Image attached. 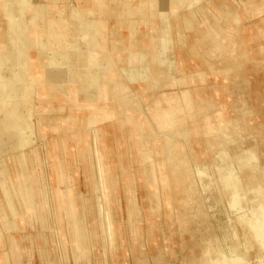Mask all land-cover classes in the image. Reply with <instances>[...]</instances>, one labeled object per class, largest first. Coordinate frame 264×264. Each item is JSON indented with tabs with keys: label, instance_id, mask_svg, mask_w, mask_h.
I'll list each match as a JSON object with an SVG mask.
<instances>
[{
	"label": "rangeland",
	"instance_id": "374dc122",
	"mask_svg": "<svg viewBox=\"0 0 264 264\" xmlns=\"http://www.w3.org/2000/svg\"><path fill=\"white\" fill-rule=\"evenodd\" d=\"M263 6L264 0H200L197 2L196 9H198V12H195V15L189 14V12H178L179 16H173L172 18H175L174 20H176V24H178L179 27L178 30L181 31L180 33L184 40L183 44L185 48L181 51L183 67L200 70L210 68L211 66H230L231 63H234L223 70L225 72L231 71L244 76L246 80L237 81L236 84L241 89H253L261 92V105L264 106ZM201 7L204 9L206 8L208 12L212 11L213 26L206 20ZM255 8L259 10L256 11ZM166 36L171 37L170 33H167ZM167 47L164 53L162 52L163 50L153 53L150 61H159V56L161 55L162 58L160 61L163 62L162 65L172 67L174 61L169 59L168 52L170 51L173 53L174 49H171L168 43ZM135 53L134 51L131 54L134 55ZM174 55L178 56L176 50ZM184 58H188L191 61ZM187 62H192V64L186 66L185 63ZM152 64L155 63L134 65L130 67L129 70L130 74H133L135 77L137 75L135 74L136 72H139L138 75L143 74L147 76L149 78L148 81H150L149 86L151 87L153 84V87L157 88L162 82L161 80H157V78L154 79L153 76L150 78V75H153ZM129 81L133 83L141 82L139 79H131ZM17 96L18 97L15 98L13 103L15 102L16 104L18 101L17 105L20 108V101H28V98L22 94ZM33 98L34 94L32 99L30 98V107H28V109L26 107L23 109L21 108L18 112V106L14 105L17 121L12 131L18 134V146L13 149L11 146L7 145L0 150V159H2L4 158L3 156L10 157L11 154L21 149V151L18 152L19 155H17L21 160L13 161L11 176L3 178L5 186L3 185V191L0 193V216L4 219V222L15 219L13 218L15 214L12 213L14 212L12 205H15L14 207L16 210L19 211L18 216L21 218L30 216V218L35 219L34 221L40 224V227L43 228L45 233L46 230H49L48 234L46 233L39 236L40 238H38L37 244L40 248L36 249V251L31 245V249H25L23 245L20 244L19 240L22 253V257H19L20 262L24 261V264H29L31 263L32 257H35L37 263L40 264L39 257H41V259L48 264H115L111 253L107 251V248H109L108 232L111 226L108 224L107 211L109 210V204L113 203L116 207L115 220L119 222V229L124 237V246L120 252L122 251V253L124 252V254H127V258L124 260L122 258L120 263L116 264H145L144 262L146 261L148 253L147 246H151L153 243L162 244V242H157L156 235L153 232L148 236L151 238L150 241L145 235L142 222L146 221L147 218L140 204L142 201L141 187L146 191H151L149 193V203L152 211L151 219H156L158 217V208L163 207L161 206L160 185L165 186L166 190L169 185L179 190L178 195H180V198L177 200L182 201L183 205L187 208L197 202L199 203L195 198L197 187L192 180L193 163H195V167H197L200 183H206L201 184L202 196L211 183L210 177L202 178L207 175L205 169L195 162L196 159H194V156L191 158L185 146L174 143L172 132L182 131V129L179 128L180 121L178 119L180 112L174 109L171 111L160 110L163 116H171V120L175 116L174 118H176L178 122L174 123L172 129L167 127L165 129V134L157 133L155 129L156 133L153 135L144 130L145 128H143L142 123H136V121L142 119L140 116L142 114L140 108L142 104L140 105L138 102L136 106H138L137 108L139 109L134 110V112H136L133 116L131 114L128 116V121H133L136 125L134 132L136 133L135 138L134 136L131 137L129 134L124 135L122 133L120 139L118 138L116 146L111 148L107 144L99 143L96 131L93 130V128L87 130V134H89L90 137L92 133V143L88 144L84 135L83 138H81V130L84 125L86 127L88 119H84L85 121L83 123L81 120L82 118H78L76 113L70 115L68 122L65 123L63 121L67 129L66 131H63V126L57 120H53L52 124L48 125V127H50L49 129H47V126L44 125L42 121L38 120V128H36L31 122L33 116ZM253 100L258 101L260 98L254 97ZM121 101L128 103V100L123 97ZM71 107L70 105V108ZM117 110L116 114L119 117L122 113L125 114L129 111V109L126 111L123 110L122 112H120L119 109ZM108 114L105 118L113 119L116 115L113 110L112 113L110 111ZM146 114L147 113L144 112L143 116L145 117ZM215 119L218 123L219 133L228 136V134L225 133L226 121L230 119L227 114H223V112L218 113ZM259 121L264 124V107L262 108ZM236 124H238V122ZM139 126H141V128ZM242 126L241 124L237 125L240 131ZM209 127L208 133H212L213 131V134L216 135L215 129L217 128L212 127L211 123H209ZM82 131H84V129ZM186 131L183 132L189 133L188 130ZM68 132H70V135L78 138L76 144L71 145L64 141L62 134L66 135ZM49 133H52L54 136L48 139V144L45 139L47 135L49 136ZM150 135L154 136V140L151 143L149 141ZM158 137H162L163 139ZM225 140V144L223 142L209 144L214 154V162L212 165L214 169L218 171V173L215 171V175H212V182L214 183L217 181L219 184V171H222V168L223 170H227L228 168V171H233L234 173L239 172L243 184L245 185L246 183L245 186L249 202L247 201V204H244L243 207L241 206L236 211L232 212L228 202L225 200L226 204L224 207H227L231 212L229 217V232L232 234L225 237L224 244L229 243L232 245L226 248L228 253L235 252L237 249H239V253H241V245H243L242 250L244 252L248 251L249 253L251 259L250 264H255L257 260L255 256L261 245L258 239L262 238L264 234V162L260 161L256 152L252 149V146L244 148L242 145L244 143L241 142H235L234 145L232 144L234 141H231L230 137L229 139L225 137ZM31 142L33 143L31 144ZM227 142L229 144L232 143L229 145ZM232 145H234V147H232ZM262 149H264L263 146ZM76 152H78L79 158H83L80 162L81 165L77 164L78 162L74 159ZM113 155L116 156L114 157ZM158 156H163L164 163L162 160L158 162V160L155 159V157L157 158ZM260 156L264 159V152H262ZM8 164L9 163L4 161L0 162V168H6ZM220 164L221 167H219ZM77 166H82V170L78 173ZM83 170L85 172H83ZM0 174H2V172H0ZM104 175L107 176L109 182H106V177ZM256 179L257 181H255ZM12 182L18 190V194H14V188L8 185ZM258 183L260 184L258 185ZM9 188L11 190H9ZM121 190L124 191L122 193L123 195L120 192ZM168 196L164 201V207L169 209V211H174L173 200ZM211 196L214 197V200L210 198ZM206 197V203L209 206L216 204L215 198L218 200V196L213 193H206ZM123 199L126 204L125 213V209H121L123 206ZM16 201H18L19 207L15 204ZM52 201H54V205L51 203ZM46 203L48 204L47 210L44 208ZM208 211L210 213V219L216 222L215 227L220 226L221 228V226H225L224 223L227 222V219L225 218L226 214L223 213V209L208 208ZM124 214L126 218H123ZM95 220H97V223ZM14 222L15 221H12V223ZM132 223L138 224L135 232H132ZM12 227L14 229H8L7 227V229H5L7 232L15 230L17 227L16 223H14ZM203 227H205V225ZM154 228L156 230V227ZM210 228L209 226V231H211ZM132 233L135 234V239ZM185 233L186 242L182 239L181 246L184 243L186 247L182 246L177 248L178 245L176 244V248L174 249V243L171 241L169 244L166 243L164 247L161 245L162 247L159 250L151 247L149 250L150 254L153 256L160 251H165V248H167V253L174 255L176 250L177 256L172 257L168 254L166 256L167 262L169 264H188V262L194 258L193 253L198 254V252H200L198 256H200L201 262L208 249H212L213 251L214 247L223 244L220 242L218 236H214L213 233L212 238L205 240V247L200 249L199 244H201V240H191V234L188 233V231ZM219 234L220 237L223 236L221 232ZM259 235L260 237H258ZM11 239H14V237ZM33 250L34 252L32 253ZM252 254H254V256H252ZM13 256L10 245L4 261L0 258V264H8L9 262L10 264H23L22 262H16ZM227 256L226 254H222L219 257ZM49 257H51L50 261H48ZM222 259L217 258L216 260L222 261ZM160 262H162L161 254L160 257L156 259L155 264H160ZM200 262L198 263L200 264ZM213 263L215 262L213 261ZM189 264L191 263L189 262Z\"/></svg>",
	"mask_w": 264,
	"mask_h": 264
},
{
	"label": "crops",
	"instance_id": "0c3cea01",
	"mask_svg": "<svg viewBox=\"0 0 264 264\" xmlns=\"http://www.w3.org/2000/svg\"><path fill=\"white\" fill-rule=\"evenodd\" d=\"M190 1L177 0L174 3L175 12H172L173 2L171 0H0V47L3 48L2 51L0 50V54L9 56L10 52L18 48L20 63L25 61L29 63L30 72L27 75V81L34 82L32 74L41 76L42 79V84L36 83L31 122L38 128V120H40L49 129L48 125L52 124L53 120L58 122L64 120L66 123L69 121L70 115L76 113L78 118H82L83 123L88 119L86 127L85 125L83 127L84 131L81 130V138L84 135L86 142L92 143V133L90 137L87 130L93 128L100 144H107L114 148L122 133L135 138L136 125L133 121H128V116L130 114L133 116L134 110L139 109L136 106L139 102L140 105L142 104L140 106L142 119L136 123L144 124V130L153 135L156 133L155 127L158 124L156 119L150 116L151 112L156 109L158 110L157 114H159V110L171 111L174 109L180 112L178 119L180 121L179 128L182 131L172 132L174 143L180 146L184 145L191 158L192 156L196 157L195 162L198 164H205V166L212 164L214 154L209 144L219 142L225 144L226 140L223 139L225 137H230L234 141L232 143L234 145L235 142H241L244 143L242 144L244 148L252 146L253 150L261 153L262 146H264V124L259 121L264 107L261 105V92L238 87L236 82L246 80L244 76L223 70L234 63H231L230 66H211L200 70L183 67L181 51L185 48L184 40L181 31L178 30L179 27L174 20L175 18L172 17L179 16L180 12H189V14L198 12L196 9L197 1L192 9L185 7ZM202 9L206 20L213 26L212 11L208 12L206 8ZM6 12L10 15L19 16V18L23 13L22 18H26V21L23 19H21L22 22L20 21L23 28L9 26V16ZM75 18L77 23L73 24ZM9 28L16 38H12L11 41H9L8 36ZM167 33H170L172 38L167 37ZM91 36L94 40L93 46L88 42ZM38 40L46 43V49L41 48L43 53L38 47ZM167 43L171 49H174L173 53L168 52L169 59L174 61L172 67L160 63L161 55L159 61L151 62V55L160 52V50H163L164 53L165 49L168 48ZM175 50L178 52V56L174 55ZM54 51L62 52L64 59L61 61L56 54L55 58L52 55ZM134 51L136 52L134 55L146 56V61L139 63V55L132 56L131 54ZM47 58L55 59V64L49 65V68L47 67ZM184 59L191 61L188 58ZM148 63H155L152 64L153 75L151 74L150 78L152 76L154 79L157 77L162 82L157 88L150 87L148 85L150 81L139 83L129 81L133 79L131 74L130 77L127 74L130 67ZM188 64H192V62L185 63L186 66ZM9 68V64L6 62L3 64L0 61V72L4 78H9L11 73ZM168 68L169 71L166 72ZM16 69L14 67V70ZM46 71L59 75V80L62 81L64 88H60L59 84L51 80ZM94 80L97 86L92 92L94 99L90 100L87 98L88 88L90 82ZM2 91L4 92L5 89L0 84V93ZM123 96L130 102L127 106L129 111L125 114L122 113L120 117L116 114L113 119L105 118L108 112L112 110L114 112L117 109L120 112L123 111L121 105L123 104L121 101ZM254 97L260 98V100H253ZM1 101L0 99V103ZM144 112L147 113L145 117L143 116ZM222 112L230 118L225 124V133L228 136L220 134L218 131L219 127L215 117L216 114ZM237 122L238 124H236ZM209 123L212 124V127L217 128L216 135L213 132L208 133ZM240 124L243 125L241 131L236 127ZM186 130L189 133H186ZM51 136L54 135L49 133L45 139L48 144V139ZM62 136L64 141L71 145L76 144L78 140V138L70 135V132L66 135L62 134ZM158 138L163 139L162 137ZM153 140L154 136L150 135V143ZM20 151L21 149H18L10 157L3 156L4 158L0 159V162L9 163V167L0 168V172H2L0 174V193L3 191V185L5 186L3 178H8L12 174V162L21 160L17 156ZM78 158L79 154L76 152L74 159L78 162L77 164L81 165L80 162L83 158ZM155 159L158 162L162 160L164 163L163 156L155 157ZM81 167L77 166V173L82 170ZM206 171L208 175L212 174L210 168H206ZM83 172L85 171L83 170ZM195 176H198V173L195 163H193L192 178ZM8 185L14 188L15 194H18L13 182ZM173 187L169 185L166 190L165 186H159L162 202L160 203L163 207L158 208L156 219H151L152 211L149 203L151 191L141 188L142 201L140 204L147 218L146 221L142 222V226L147 237L152 232L155 233L157 242L181 239L180 226L183 219L186 218L188 208L183 205L182 201L177 200L180 198L179 190ZM9 190L11 189L9 188ZM120 192L122 194L124 191L121 190ZM209 192L218 196V191L215 188ZM168 195L173 200L174 211H169L164 207V201ZM211 198L214 200L213 196ZM215 201L218 202L219 200ZM47 203L44 207L46 210L48 209ZM51 203L54 205V201ZM122 204L121 209H125L124 199ZM219 206L215 205V207ZM123 218H126L125 214ZM15 223L16 229L7 232L4 219L0 216V258L3 261L9 251L12 237L16 239L18 237L20 244L25 249H31V245L36 251L40 248L37 244L39 236L49 232L46 230L45 233L40 224L30 216L22 218L19 216L15 219ZM51 223L53 224L52 221ZM148 238L150 241L151 238ZM39 259L40 264H48L41 257ZM50 259L51 257L48 261ZM22 263L24 264V261ZM29 264H38L36 258L32 257Z\"/></svg>",
	"mask_w": 264,
	"mask_h": 264
},
{
	"label": "bare ground",
	"instance_id": "6f19581e",
	"mask_svg": "<svg viewBox=\"0 0 264 264\" xmlns=\"http://www.w3.org/2000/svg\"><path fill=\"white\" fill-rule=\"evenodd\" d=\"M173 3H172V12H175V7H174V3L177 2V0H171ZM197 2H199L200 0H191L190 3H188L187 6H185L186 8H190L192 9L193 8V5ZM166 7H167V4H166ZM264 7V6H263ZM187 9V10H188ZM256 9V8H255ZM259 9L257 8L256 11H258ZM103 13V12H102ZM7 16H9V26L11 25L12 27L14 26H19V28L22 27V21L21 19H23L24 21H26L23 17V13L22 15L20 16L21 18H19V16H14V15H10L8 14V12H6ZM44 14V13H43ZM8 19V18H7ZM21 21V22H20ZM82 21V20H81ZM77 23V20L75 18V20L73 21V24H76ZM11 28V27H10ZM10 28H9V41H11L12 38L16 39L15 38V35H13L10 31ZM23 28V27H22ZM57 28V27H56ZM2 30V29H1ZM193 30V29H192ZM56 35V34H55ZM60 36V35H59ZM51 38V36H50ZM59 38V37H58ZM13 39V40H14ZM58 40V39H57ZM61 40V39H60ZM93 37L91 36L90 39H88V42H90V45L93 46ZM16 42V40H15ZM50 42V41H49ZM38 44V47L39 49L41 50L42 49H46V43L44 41H39L37 42ZM3 48L0 47V50L2 51ZM131 49V48H129ZM128 50V49H127ZM0 51V53H1ZM13 51V50H12ZM42 53H43V50H41ZM59 56V59L62 61L64 59V54L62 52H58V51H54L52 53L53 56ZM121 54V53H120ZM125 54V53H124ZM136 54V53H135ZM7 55V54H6ZM55 56V58H56ZM133 56V55H132ZM134 56H138V55H134ZM152 56V55H151ZM140 59H139V63H144L146 61V56L144 55H140L139 56ZM155 58V56H154ZM47 62H48V65L47 67L49 68V65H53L55 64L54 63V58H47ZM135 59V57H134ZM0 61L4 64V62H6L7 64H9L10 66V76L9 78L8 77H3V75L1 74L0 72V84L3 85V89H5V91L1 92L0 93V99L2 100L1 103H0V150L2 149V147H6L7 145L11 146L13 149H15L16 146H18L17 144H19V137H18V134H16V132H13L12 129H13V126L15 125V122L17 121V114L14 110V105H17L18 104V101L13 103V101L15 100L16 97H18L17 95H20L22 94L23 96H25L26 98H28V101H20V108L18 106V112L21 110V108H27L30 107L29 105V102L30 100L32 99V95L35 94V87H36V83L38 84H42V79H41V76H38L36 74H32V77L34 79V82L31 83V82H28L27 81V75H29V72H30V69H29V63L27 61H25L24 63H20V60H19V49H15L13 52H10L9 53V56H4L3 54H0ZM122 61V60H121ZM158 61V60H157ZM50 62V63H49ZM123 62V61H122ZM160 63L162 64L163 62L160 61ZM14 67H16L17 69L14 70ZM52 67V66H51ZM127 70V69H126ZM169 70H166V72H168ZM92 72V71H91ZM47 75L49 76V78L51 80H53L54 82H56V84H59L60 85V88H64V85L61 84L62 81L59 80L60 76L59 75H54L53 73H48V71H46ZM58 73V72H57ZM147 73V72H146ZM61 74V73H60ZM114 74V73H113ZM127 74H129V77H130V70L127 72ZM135 76H133V74L131 75L132 78L134 80L136 79H139L141 82L143 81H148L146 79H149L147 78V76L143 75V74H139V72H136ZM62 75V74H61ZM139 76V77H138ZM157 78V77H156ZM36 80V82H35ZM76 80V79H75ZM118 80V79H117ZM158 80V79H157ZM3 83V84H2ZM149 85V84H148ZM97 86L96 84V81H91L90 82V87L88 88V96L87 98L90 99V100H93V95H92V92L93 90L95 89V87ZM153 86V84H152ZM113 91V90H112ZM61 95V94H60ZM31 98V99H30ZM62 98V97H61ZM123 98H125L123 96ZM42 99V98H40ZM89 100V101H90ZM155 100V99H154ZM63 101V100H62ZM124 101V99H123ZM160 102V101H159ZM65 103V102H64ZM110 103V102H109ZM113 103V102H112ZM156 105L158 104L157 100L155 101ZM25 104V105H24ZM130 102L128 101L127 102H123V104H121L123 106V110H127L129 109L127 106H129ZM91 105V104H90ZM95 106V104H94ZM109 106V105H108ZM96 107V106H95ZM142 110V109H141ZM155 111V112H154ZM153 112L150 113V116L151 117H154L158 124L157 127H155L157 133H163L165 134L166 132V128L168 127L169 129H172L174 126V123L175 122H178L176 120V118L173 117V119L171 120V116L170 117H166L165 115L163 116L159 110V114H157L158 110H154ZM136 112V111H135ZM112 113V111H111ZM10 114V115H9ZM116 114V112H115ZM149 117V116H148ZM153 119V118H152ZM64 121V120H63ZM61 125L63 126V131L67 130L64 123L63 122H60ZM169 125V126H168ZM21 126V125H20ZM144 126V124H143ZM141 128V126H139ZM171 127V128H170ZM237 127V126H236ZM139 128V129H140ZM238 128V127H237ZM240 129V128H239ZM216 130V129H215ZM214 130V131H215ZM105 131V130H104ZM223 131V130H222ZM213 132V131H212ZM216 134V133H215ZM113 135V134H112ZM159 135V134H158ZM114 136V135H113ZM157 136V135H156ZM225 139V138H224ZM229 139V138H228ZM106 140V138H105ZM108 140V139H107ZM22 141V139H21ZM115 141V140H114ZM229 141V140H228ZM232 141V139H231ZM111 142V141H110ZM232 143V142H231ZM230 143V144H231ZM124 144V143H123ZM127 144V143H126ZM229 144V143H227ZM134 145V144H133ZM214 146V145H213ZM224 146V145H223ZM222 146V147H223ZM227 146V145H226ZM138 147V146H137ZM10 148V147H9ZM4 149V148H3ZM219 149V148H218ZM131 150V149H130ZM224 151V150H223ZM125 152V151H124ZM219 153H220V150H219ZM226 153V151H225ZM232 153V152H231ZM253 153V152H252ZM141 154V153H140ZM216 154V153H215ZM228 154V152H227ZM128 155V154H127ZM223 155V153H222ZM229 155V154H228ZM155 156V155H154ZM217 156V154H216ZM221 156V155H220ZM227 156V155H226ZM131 157V156H130ZM218 157V156H217ZM230 157V156H229ZM248 157H249V154H248ZM258 157V156H257ZM132 158V157H131ZM219 158V157H218ZM226 158V157H225ZM255 158V156H254ZM196 159V157L194 158ZM222 159V158H221ZM256 159V158H255ZM260 159V158H259ZM225 160V159H224ZM232 161V159H231ZM253 161V160H252ZM258 161V160H257ZM138 162V161H137ZM194 162V161H193ZM226 162V161H225ZM263 162V161H262ZM141 163V162H140ZM224 163V162H223ZM138 164V163H137ZM251 164V163H250ZM227 165V164H226ZM230 166V164H229ZM234 166V165H233ZM221 167V164L220 166ZM232 167V166H231ZM230 167V168H231ZM234 169V168H233ZM134 170V169H133ZM140 170V169H139ZM221 170V168H220ZM240 170V169H239ZM132 171V170H131ZM219 185L223 190H224V195H225V200L228 202V205L231 209L232 212L236 211L239 207H243L244 204H247L246 202L248 201V195H247V191H246V183L245 185L243 184V181L242 179L240 178L239 176V172L237 173H234L233 171H228V168L227 170H223L222 168V171H219ZM241 172V171H240ZM247 172V171H246ZM218 173V171L216 172ZM243 173V172H242ZM249 173V172H248ZM167 174V173H166ZM203 174V172H202ZM201 174V175H202ZM257 174V172H256ZM67 175V174H65ZM134 175V173H133ZM212 175V174H211ZM245 175V173H244ZM247 175V174H246ZM262 175V174H261ZM106 178V182L108 181L107 180V176L104 175ZM253 176V175H252ZM259 176V175H258ZM243 177V176H242ZM246 177V176H245ZM250 177V176H249ZM256 177V176H255ZM119 178V177H118ZM129 178V177H128ZM139 178V177H138ZM257 178V177H256ZM114 179V178H113ZM254 179V178H253ZM131 180V179H130ZM140 180V179H139ZM168 180V179H167ZM245 180V179H244ZM248 181V180H247ZM252 181V179H251ZM257 181V179L255 180ZM109 182V181H108ZM133 182V181H132ZM250 183V182H249ZM138 184V183H137ZM260 183H258L259 185ZM142 188V187H141ZM204 192V191H203ZM14 194H15V190H14ZM65 194V193H64ZM123 195V194H122ZM253 195V194H252ZM66 196V195H65ZM119 197V196H118ZM255 197V196H254ZM252 198V197H251ZM252 200V199H251ZM249 202V201H248ZM16 204H19L18 201L15 202ZM136 203V202H135ZM255 203V202H254ZM137 205V203H136ZM256 206V205H255ZM254 206V207H255ZM31 208V207H30ZM12 209L14 210V212H12L13 214H15V216L13 218H17L19 217L18 216V210H16V208L12 205ZM108 211H107V219L109 220L108 224H110L111 226L109 227V232H108V241H109V248H107L113 259H114V263H120L121 259L123 258V260L125 258H127V254H124V252L122 253V251L120 252V250H122L123 246H124V237H123V234L121 233L120 231V225H119V222L116 219L115 215H116V212H115V205L113 203H110L109 206H108ZM254 209V208H253ZM260 210V209H259ZM254 212V211H253ZM66 214V213H65ZM67 216V215H66ZM135 216V215H134ZM238 216V215H237ZM262 216V214H261ZM32 217V216H31ZM39 217V216H38ZM236 217V216H235ZM248 217V216H247ZM245 218V217H244ZM253 218V217H252ZM15 219H10V221H5L4 222V225H5V228L7 227L8 229H11L13 228L12 226H14V223H12V221H15ZM246 219V218H245ZM35 220V219H33ZM254 220V218H253ZM95 222L97 223V220H95ZM236 222V221H235ZM244 222V221H243ZM249 222V221H248ZM256 222V220H255ZM261 223V222H260ZM258 223V224H260ZM137 225L136 223H132V232H135L136 229H137ZM109 226V225H108ZM235 226V224H234ZM248 226V224H247ZM249 227V226H248ZM6 228V229H7ZM250 228V227H249ZM248 228V229H249ZM14 229V228H13ZM244 229V228H243ZM248 231V230H247ZM256 231V230H255ZM254 231V232H255ZM246 232V231H245ZM258 232V231H256ZM261 233V232H260ZM133 235V238L135 239V234L132 233ZM143 235V234H142ZM261 235V234H260ZM260 235L258 237H260ZM247 236V235H246ZM249 236V235H248ZM243 237V235H242ZM251 237V236H250ZM241 238V237H240ZM18 239V237H17ZM15 237L14 239H11L12 242H11V252L12 254L14 255V259L16 262L18 263H21L20 262V259L19 257H22L21 256V247H20V244H19V239L17 240ZM133 239V240H134ZM242 239V238H241ZM248 239V238H247ZM145 240V239H144ZM259 242H260V249H258V252L256 254V263L255 264H264V234H263V237L262 238H259L258 239ZM76 241V240H75ZM136 241V240H135ZM242 244V242H241ZM232 245H230L229 243H225L224 245L222 244L221 246H216L214 247V250L212 251V249H208L206 254L204 255L203 259L201 260L200 264H250V256H249V253L248 251L244 252L242 249H243V245H241V253H239V249H237L235 252H232V253H228L226 248L228 247H231ZM77 247V246H76ZM257 247V246H256ZM238 248V246H237ZM253 248V247H252ZM82 249V248H81ZM247 249V248H246ZM232 250V249H231ZM40 251V250H39ZM164 251V250H163ZM250 251V250H249ZM41 252V251H40ZM78 254V253H77ZM222 254H226L228 255L227 257H219L220 255ZM26 255V254H25ZM254 256V255H253ZM31 258V257H29ZM222 259V261H218L216 259ZM23 260V259H22ZM213 261L215 263H213ZM3 262V261H2ZM110 264V263H109Z\"/></svg>",
	"mask_w": 264,
	"mask_h": 264
},
{
	"label": "water",
	"instance_id": "95a60500",
	"mask_svg": "<svg viewBox=\"0 0 264 264\" xmlns=\"http://www.w3.org/2000/svg\"><path fill=\"white\" fill-rule=\"evenodd\" d=\"M254 151L256 152L257 156L260 158V161L264 162L263 157L260 156L262 154V152H264V149L261 150V153H260V151L259 152L256 151V150H254ZM199 165L201 167H203V169H205V171H206V168H210L211 172H212V175H215V171H217V170L214 169V166L212 164H210L208 166H205V164H199ZM196 169H197V167H196ZM197 173H198V170H197ZM206 173H207V171H206ZM212 175H208L207 174V175L202 177L203 179L205 177H210V179H211V183H210V185H208V188H206V192L203 193L204 194L203 196L201 194V189H202L201 184L204 183V182L200 183L199 174H198V176H195V177L192 178L193 182L196 184V187H197V190L195 192V198H196V200L199 201V203L198 202L195 203L194 205L189 207L188 210H186L187 211L186 218L183 219L182 224L180 226L181 227L180 228L181 229V234H182L181 235V239L180 240H174V239L164 240V241H162V244L153 243V245H151V246L148 245L147 246L148 253H147L146 261L144 262L145 264L146 263L147 264H155L156 259H158L160 257V254H161V258H162V262H160V264H169L167 262V259H166V256L169 254V253H167V251H168L167 248H165V251H162V252L160 251L159 253H156L153 256L150 254V251H149L150 248L154 247V248L159 250L162 246L164 247L166 243L169 244V242H171V241H173V243H174L173 244L174 245V249L176 248V244L178 245L177 248L178 247H182V246L186 247V245L184 243L181 246V241L183 239L186 242V236H184V235H186L185 232H187V231H188V233L191 234V237H190L191 240H195V241L201 240V244H199L200 249L202 247L203 248L205 247V245H206L205 244V240L209 239V238H212L213 237V235H212L213 233H214V236H218L220 242L223 243V244H224V241H225V237H228L229 234H232L231 232H229L230 231L229 217H230L231 212L227 209V207L226 208L224 207L225 204H226V202H225L226 198H225V195H224V190L220 187L221 185L219 186L217 181L214 182V183L212 182ZM204 184H206V183H204ZM213 188H215V190L218 191L217 194H218V198H219L218 200L219 201L218 202L215 201L216 202L215 205H220L219 207H215V205L209 206L206 203L207 202L206 193L211 191ZM210 193H212V192H209V194ZM204 197L206 198V200H205ZM203 198H204V200H203ZM208 208H214V209L221 208V209L224 210L223 213L226 214L225 218L227 219L226 223L223 222L225 224V226H221V228H220V226L215 227L216 222L213 221L212 219H210V213L208 211ZM217 222H219V221H217ZM218 224H220V223H218ZM202 225L203 226L205 225V227H203ZM209 226L211 227L210 228L211 231H209V229H208ZM201 227H203V228H201ZM204 230H206V231H204ZM220 232H221V235H223L221 237H220V234H219ZM171 237H173V235H171ZM199 253L200 252H198V254ZM198 254L197 253H193L194 258H192V260L189 261L191 264H199L198 262H200V256H198ZM169 255L172 256V257H176L177 256L176 250H175V254L174 255H171V254H169ZM253 255L254 254H252V256ZM189 262H188V264H189Z\"/></svg>",
	"mask_w": 264,
	"mask_h": 264
}]
</instances>
